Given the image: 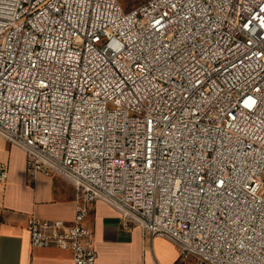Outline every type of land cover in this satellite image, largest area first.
Segmentation results:
<instances>
[{"label": "built area", "instance_id": "2783aa9c", "mask_svg": "<svg viewBox=\"0 0 264 264\" xmlns=\"http://www.w3.org/2000/svg\"><path fill=\"white\" fill-rule=\"evenodd\" d=\"M0 136L76 189L33 249L99 264L103 201L180 264H264V0H0Z\"/></svg>", "mask_w": 264, "mask_h": 264}, {"label": "crops", "instance_id": "0c3cea01", "mask_svg": "<svg viewBox=\"0 0 264 264\" xmlns=\"http://www.w3.org/2000/svg\"><path fill=\"white\" fill-rule=\"evenodd\" d=\"M0 164L7 168L0 183V264H72L68 252L31 248L26 227L31 217L71 224L76 196L72 182L57 174L28 181L24 152L2 136ZM85 225L94 234L99 264H180L174 243L150 240L139 228H122L120 213L103 201L94 202Z\"/></svg>", "mask_w": 264, "mask_h": 264}, {"label": "rangeland", "instance_id": "374dc122", "mask_svg": "<svg viewBox=\"0 0 264 264\" xmlns=\"http://www.w3.org/2000/svg\"><path fill=\"white\" fill-rule=\"evenodd\" d=\"M123 10L128 11L137 5L143 3L145 0H117ZM180 263V262H179ZM187 264H193L192 262H188Z\"/></svg>", "mask_w": 264, "mask_h": 264}]
</instances>
